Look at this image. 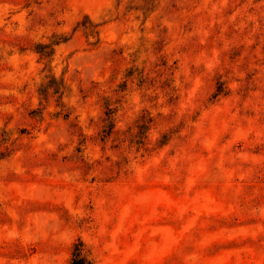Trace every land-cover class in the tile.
I'll return each instance as SVG.
<instances>
[{
	"label": "rangeland",
	"instance_id": "obj_1",
	"mask_svg": "<svg viewBox=\"0 0 264 264\" xmlns=\"http://www.w3.org/2000/svg\"><path fill=\"white\" fill-rule=\"evenodd\" d=\"M264 264V0H0V264Z\"/></svg>",
	"mask_w": 264,
	"mask_h": 264
},
{
	"label": "trees",
	"instance_id": "obj_2",
	"mask_svg": "<svg viewBox=\"0 0 264 264\" xmlns=\"http://www.w3.org/2000/svg\"><path fill=\"white\" fill-rule=\"evenodd\" d=\"M68 264H94L93 259L89 256L88 250L80 239H77L72 244L71 256Z\"/></svg>",
	"mask_w": 264,
	"mask_h": 264
}]
</instances>
